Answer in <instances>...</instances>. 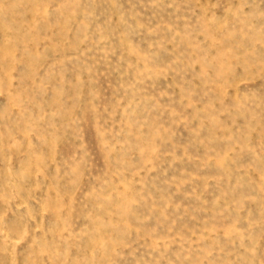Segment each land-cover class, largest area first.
Returning <instances> with one entry per match:
<instances>
[{
	"label": "rangeland",
	"instance_id": "obj_1",
	"mask_svg": "<svg viewBox=\"0 0 264 264\" xmlns=\"http://www.w3.org/2000/svg\"><path fill=\"white\" fill-rule=\"evenodd\" d=\"M0 264H264V0H0Z\"/></svg>",
	"mask_w": 264,
	"mask_h": 264
}]
</instances>
